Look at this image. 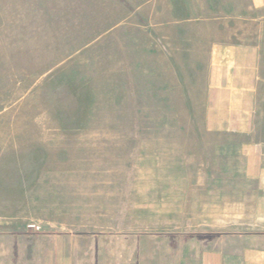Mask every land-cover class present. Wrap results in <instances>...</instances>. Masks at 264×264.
<instances>
[{
	"label": "rangeland",
	"instance_id": "1",
	"mask_svg": "<svg viewBox=\"0 0 264 264\" xmlns=\"http://www.w3.org/2000/svg\"><path fill=\"white\" fill-rule=\"evenodd\" d=\"M243 2L0 0V210L17 200L28 215L12 221L13 234L36 239L23 242L22 264H46L49 232L30 214L46 211L48 190L63 180L57 169L100 197L86 207V226L142 232L189 222L162 212L160 198L174 197L161 193L160 174L190 170L191 159V172H205L207 37ZM130 179L138 201L143 183L152 187L147 213L118 196ZM92 248L94 260L64 264H174L159 263L152 242L143 252L125 241Z\"/></svg>",
	"mask_w": 264,
	"mask_h": 264
},
{
	"label": "crops",
	"instance_id": "2",
	"mask_svg": "<svg viewBox=\"0 0 264 264\" xmlns=\"http://www.w3.org/2000/svg\"><path fill=\"white\" fill-rule=\"evenodd\" d=\"M218 24L221 28L207 37L205 172L194 173L191 159L194 172L186 164H175V174H160L159 179L165 198L174 197L166 202L160 198L159 206L166 208L162 212L190 215L189 222L183 218L176 229L158 231L144 226L142 232L125 224L86 226L81 223L86 207L102 205L100 197L93 193L89 199L86 183H71L69 174L57 169L56 176L63 180L48 190L46 211L30 214L49 232L46 264L94 260L90 249L96 242L124 241L136 252L151 242L158 245L154 257L159 263L264 264V0H244L236 13L225 15ZM129 182L125 194L118 196L126 198L127 207L141 203L147 213L152 187L143 183V198L138 201L134 179ZM19 203L15 201L14 210H0L1 220L9 221L0 225V264H22L23 242L36 240L12 233L16 229L12 221L28 217ZM69 243L82 244L83 249H66ZM31 255L38 256V248Z\"/></svg>",
	"mask_w": 264,
	"mask_h": 264
},
{
	"label": "built area",
	"instance_id": "3",
	"mask_svg": "<svg viewBox=\"0 0 264 264\" xmlns=\"http://www.w3.org/2000/svg\"><path fill=\"white\" fill-rule=\"evenodd\" d=\"M29 227L35 230H39V227L37 225H30Z\"/></svg>",
	"mask_w": 264,
	"mask_h": 264
}]
</instances>
